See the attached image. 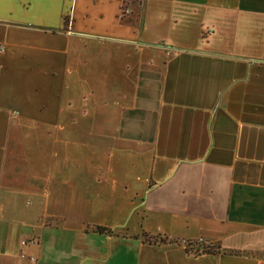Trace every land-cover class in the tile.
I'll return each instance as SVG.
<instances>
[{
  "label": "crops",
  "instance_id": "0c3cea01",
  "mask_svg": "<svg viewBox=\"0 0 264 264\" xmlns=\"http://www.w3.org/2000/svg\"><path fill=\"white\" fill-rule=\"evenodd\" d=\"M0 48V264H264V0H0Z\"/></svg>",
  "mask_w": 264,
  "mask_h": 264
},
{
  "label": "rangeland",
  "instance_id": "374dc122",
  "mask_svg": "<svg viewBox=\"0 0 264 264\" xmlns=\"http://www.w3.org/2000/svg\"><path fill=\"white\" fill-rule=\"evenodd\" d=\"M137 204H133L134 206ZM129 204L115 203L114 210L115 216L108 217L106 212L96 211L88 204H82L81 209H77L75 214L70 217V222L68 226H79V225H111L115 229L123 226L127 228L129 233L139 234V224L140 220L136 215H132L130 218L125 216L126 210ZM136 231V232H135ZM135 237V236H134ZM100 240L99 238H93ZM113 242H119L120 244H125L126 247L115 246L111 253L105 248V250L100 251L103 253V257L107 258V261L102 264H178L174 260L167 261L162 253L157 249H140V243L135 241H123L121 239H116ZM108 253L110 254L108 256ZM102 255V254H100Z\"/></svg>",
  "mask_w": 264,
  "mask_h": 264
},
{
  "label": "trees",
  "instance_id": "16d2710c",
  "mask_svg": "<svg viewBox=\"0 0 264 264\" xmlns=\"http://www.w3.org/2000/svg\"><path fill=\"white\" fill-rule=\"evenodd\" d=\"M96 232L98 234H107L110 235L112 232L106 228H102V227H96L95 228ZM167 241L165 239H153V243H159V244H164ZM169 243H172L171 241H169ZM187 244V248L185 249L186 252L188 253H194L195 255L197 254H207V255H219L221 254V250L218 247L212 246V245H208V244H204V243H191V242H185ZM193 247V249H192ZM195 247V248H194ZM195 249V251H194Z\"/></svg>",
  "mask_w": 264,
  "mask_h": 264
},
{
  "label": "built area",
  "instance_id": "2783aa9c",
  "mask_svg": "<svg viewBox=\"0 0 264 264\" xmlns=\"http://www.w3.org/2000/svg\"><path fill=\"white\" fill-rule=\"evenodd\" d=\"M0 51H3V48H0Z\"/></svg>",
  "mask_w": 264,
  "mask_h": 264
}]
</instances>
